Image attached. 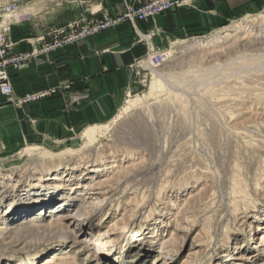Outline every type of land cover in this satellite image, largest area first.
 <instances>
[{"label": "rangeland", "instance_id": "rangeland-1", "mask_svg": "<svg viewBox=\"0 0 264 264\" xmlns=\"http://www.w3.org/2000/svg\"><path fill=\"white\" fill-rule=\"evenodd\" d=\"M32 1L46 0L0 5L14 4L17 19ZM100 12L67 24L110 14ZM147 44L146 55L163 60H138L107 120L58 138L34 132L0 153V227L13 226L7 237L0 230V264H43L53 254L54 264H264V8L163 49ZM11 90L0 95L17 106L59 92ZM87 97L67 95L65 109ZM72 211L74 241L50 224Z\"/></svg>", "mask_w": 264, "mask_h": 264}, {"label": "crops", "instance_id": "crops-1", "mask_svg": "<svg viewBox=\"0 0 264 264\" xmlns=\"http://www.w3.org/2000/svg\"><path fill=\"white\" fill-rule=\"evenodd\" d=\"M82 1L84 5L76 0L20 4L8 33L11 51L29 50L32 43L39 44L38 38L50 28L64 26L70 20L92 14L99 18L101 10L114 14L121 12L126 3L144 0ZM263 8L264 0H193L139 21L137 26L120 23L39 56L18 69L10 68L11 87L17 97L41 88L57 87L59 92L23 106L0 95V153L17 148L24 143L22 139L37 138L34 132L58 138L71 129L107 120L124 97L133 67L150 48L148 42L138 39L137 32L148 33L151 46L163 49L172 42L215 30L243 13ZM73 92H84L88 97L67 110L65 99ZM32 120L36 121L35 126Z\"/></svg>", "mask_w": 264, "mask_h": 264}, {"label": "built area", "instance_id": "built-area-1", "mask_svg": "<svg viewBox=\"0 0 264 264\" xmlns=\"http://www.w3.org/2000/svg\"><path fill=\"white\" fill-rule=\"evenodd\" d=\"M193 0H144L137 4H125L122 12L110 15L105 12L102 19L82 17L62 27L49 29L46 34L38 38L37 45L23 52H12V44L9 42L8 33L16 16L14 4L0 5V94L10 95V68L17 69L26 62L64 48L80 40L92 37L103 30L117 24L129 22L133 26L139 21H147L156 14H160L175 7L189 4ZM139 40L149 42V36L137 32ZM150 61L158 63L163 60L162 53L149 50L146 55Z\"/></svg>", "mask_w": 264, "mask_h": 264}, {"label": "bare ground", "instance_id": "bare-ground-1", "mask_svg": "<svg viewBox=\"0 0 264 264\" xmlns=\"http://www.w3.org/2000/svg\"><path fill=\"white\" fill-rule=\"evenodd\" d=\"M96 133H97V127L96 126H91V127H89L88 129H86L85 131H84V135L86 136V139L87 140H91L92 141V139H94V137H95V135H96ZM85 165H87L88 163H84ZM91 165H88V167H90ZM96 168H95V171H92V172H96V171H98V170H100L99 169V167L98 166H95ZM87 167H85V169H86ZM67 174V173H66ZM46 175H48V176H46ZM45 176V179H43V181H49V180H58V177H57V174H55V176H52V174H45L44 175ZM67 175H65V177H66ZM41 178V177H40ZM97 182H96V180H94V181H91L90 182V184H85L86 185V187L88 188V189H96V188H98L97 187ZM35 188V187H34ZM73 187L71 186V187H69V189L71 190ZM99 188H101V187H99ZM77 189H76V187H75V189H74V191L72 192V195H74V192L76 191ZM96 195H98V196H100L101 195V191L99 190L98 191V193L96 194ZM61 214L63 213V212H60ZM61 214H57V215H55V216H52V219H51V225H54L55 227H61V229L63 230V232L64 233H66V232H68L69 231V234H71L72 235V241H74V240H76V235H75V232L73 231V230H68V226H69V224H72L71 222L73 221V216H75L76 215V213L75 212H73L72 211V213H70L69 215H66V214H64V215H61ZM74 222V221H73ZM80 224V223H79ZM78 224V225H79ZM1 228H4L3 230L1 229ZM11 228H13V226H11V227H9V228H6V227H0V230H2L0 233L1 234H3V235H5V234H9L10 233V231H8V230H11ZM0 234V235H1ZM133 234H140V233H138L137 231L136 232H134ZM6 236V235H5ZM7 237V236H6ZM8 237H10V236H8ZM2 238H4V236H2ZM90 239H92V237L90 238H88V237H83V238H81L79 241L81 242V243H91V240ZM62 257V256H61ZM44 260H46L45 261V263H43V264H54V261L53 260H58V261H60L61 260V258H60V255H56V254H53V257L51 258H49V257H46Z\"/></svg>", "mask_w": 264, "mask_h": 264}]
</instances>
